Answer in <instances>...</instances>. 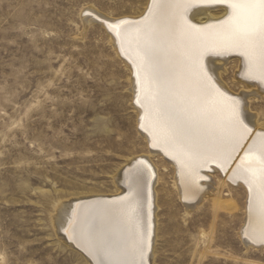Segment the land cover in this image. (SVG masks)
Returning <instances> with one entry per match:
<instances>
[{
	"label": "rangeland",
	"instance_id": "obj_1",
	"mask_svg": "<svg viewBox=\"0 0 264 264\" xmlns=\"http://www.w3.org/2000/svg\"><path fill=\"white\" fill-rule=\"evenodd\" d=\"M147 2L0 0V264H88L56 229L58 204L115 192L126 162L150 152L131 69L93 12L120 18L142 13ZM237 64L230 60L223 73L233 95L244 91ZM247 107L264 120V99ZM152 159L160 204L154 264H264V248L242 237L243 186L210 171L187 202L174 167Z\"/></svg>",
	"mask_w": 264,
	"mask_h": 264
},
{
	"label": "snow or ice",
	"instance_id": "obj_2",
	"mask_svg": "<svg viewBox=\"0 0 264 264\" xmlns=\"http://www.w3.org/2000/svg\"><path fill=\"white\" fill-rule=\"evenodd\" d=\"M207 4L222 6L224 18L193 23L189 10ZM133 23L135 31L130 33ZM109 27L132 57L136 103L144 113L141 127L150 133L153 147L162 145L182 168L231 162L250 129L239 116V102L208 75L204 56L239 52L249 77L264 80V0H152L141 21L122 20ZM259 137V143L254 141L240 157L237 169L248 185L250 212L264 240V133ZM141 174L138 167L132 180ZM133 201L131 196L118 198L106 214L134 221ZM79 235L101 257L98 264H144L150 231L137 226L135 235L125 239L118 227L101 219L85 221ZM129 254L139 259L119 258Z\"/></svg>",
	"mask_w": 264,
	"mask_h": 264
},
{
	"label": "bare ground",
	"instance_id": "obj_3",
	"mask_svg": "<svg viewBox=\"0 0 264 264\" xmlns=\"http://www.w3.org/2000/svg\"><path fill=\"white\" fill-rule=\"evenodd\" d=\"M151 3L152 0H148L146 8L140 14L120 18L106 16L93 10V13L98 15L97 17L101 22L108 27L114 47L117 49L127 66L131 69V91L133 93V104L138 115V128L142 136L146 139L150 152L136 155L126 162L121 171L115 176V183L117 185V190L115 192L109 194L92 193L76 195V197H73L64 203L60 202L57 206L58 213L55 215L56 220L55 218L53 220L56 229L59 230V234L62 235V239L66 241V244L76 250L79 255L88 262V264H98V260L101 259V257L95 254L93 250H90V245L87 240L79 235L80 226L85 221H99L103 219L107 225L118 227L120 236L125 239L132 238L135 235V229L138 226L142 230L150 231V239L148 241L149 247L144 256V264H154L157 255V242L160 231L158 213L160 204L157 187L159 182V167L154 159H152V155H158L174 167L176 190L179 198L184 201L191 202V200L202 193L205 185L204 182L209 179L210 175H212L209 174L210 171H214V173L217 172L218 176L219 174L220 176H223L224 181L230 185L243 186L248 194V199L246 197V215L242 227V237L245 238L244 240L246 242H244L248 245L257 248H264V240H262L260 231L254 223V212H250V193L248 185L241 178V174L237 169L239 159L244 155L248 146L254 141L259 143V134L264 133V120H261L260 114L251 112L253 110L249 111L247 107L248 102L250 103L253 99H255V101L264 99V80L252 79L249 77L247 64L244 57L239 52L227 51L222 54L209 53L204 56V65L208 75L211 76L215 85L222 92L226 93L229 97L235 98L239 102V116L243 121V124L246 125L250 131L242 141V146L239 151L235 153V158L228 164L207 163L203 165H190L187 168H182L179 161L162 145L153 147V139L150 133L141 127L144 113L140 105L136 103L138 86L136 84L132 57L122 48L121 43L116 37V33L109 27V25L122 20L131 22L141 21L142 18L148 15V9L151 6ZM96 15H89L87 19L93 21L96 19ZM225 15L226 10L222 6L211 4L197 6L188 12V18L193 23L199 24L214 23L223 19ZM128 31L130 33L135 31V23L128 28ZM230 60H234L238 63V69L235 73L234 79L244 87V91H241V94L237 92L239 95L237 93L236 95H233L235 92L232 94L233 91L230 90V87L228 86L229 84L227 85L223 79V73L228 70L227 63ZM141 161L144 163L141 164ZM138 167L142 169V174L137 176L133 181V173ZM126 190L127 192L123 194ZM129 196L134 197L133 206L136 209L134 221L121 220L114 213L106 214L111 213V210L114 209L115 204L118 202V198ZM199 199H201V196ZM186 204L187 207H190V203ZM119 258L129 262L139 259L131 254Z\"/></svg>",
	"mask_w": 264,
	"mask_h": 264
},
{
	"label": "water",
	"instance_id": "obj_4",
	"mask_svg": "<svg viewBox=\"0 0 264 264\" xmlns=\"http://www.w3.org/2000/svg\"><path fill=\"white\" fill-rule=\"evenodd\" d=\"M126 192H127V190L125 192H123V194L126 193Z\"/></svg>",
	"mask_w": 264,
	"mask_h": 264
}]
</instances>
